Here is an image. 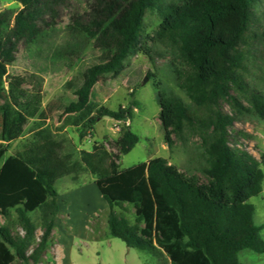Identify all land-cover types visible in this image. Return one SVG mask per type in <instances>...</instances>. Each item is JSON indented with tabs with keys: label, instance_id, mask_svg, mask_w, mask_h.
<instances>
[{
	"label": "trees",
	"instance_id": "1",
	"mask_svg": "<svg viewBox=\"0 0 264 264\" xmlns=\"http://www.w3.org/2000/svg\"><path fill=\"white\" fill-rule=\"evenodd\" d=\"M16 1L19 11L0 12V216L9 220L15 212L23 234H15L10 222L0 224V264H40L53 246L60 211L57 176L64 173L76 183L83 173L95 177L109 206L108 234L143 253L147 263L243 264L241 252L264 253L262 228L254 223L255 206L249 202L263 192L264 170L231 131L246 112L264 120V93L248 80L253 47L264 37V31L252 30L264 0ZM74 1L86 8L74 10L58 29L57 21ZM154 11L158 30L144 35L146 16ZM142 39L166 46L181 64L175 82L189 102L154 81L159 118L170 150L174 137L200 139L205 181L163 157L122 168V156L140 141L131 127L116 140V156L98 141L91 151L78 150L62 132L72 126L83 141L95 138L94 128L105 117L133 119L139 105L134 92L128 106L113 110L96 101L95 87L123 77L126 60L136 51L148 54ZM21 44L34 51L17 55ZM54 51L64 66L80 65L78 76L65 85L75 99L58 107L63 125L56 128L42 107ZM20 66L23 75L15 73ZM56 68L57 53L52 71ZM27 119L35 120L32 135L7 155L13 130ZM129 206L133 220L126 215Z\"/></svg>",
	"mask_w": 264,
	"mask_h": 264
},
{
	"label": "rangeland",
	"instance_id": "2",
	"mask_svg": "<svg viewBox=\"0 0 264 264\" xmlns=\"http://www.w3.org/2000/svg\"><path fill=\"white\" fill-rule=\"evenodd\" d=\"M169 2L171 0H165ZM21 4L16 0H0V12L12 9L19 11ZM85 4L75 2L71 9L64 10L61 18L57 21V28L63 29L70 22V15L74 10H84ZM252 30L258 34L264 31V5L255 10ZM160 17L157 11L146 16L144 35H155L160 25ZM145 45V51H136L126 60L124 76L119 80L107 79L104 84L95 87L96 101L110 109L117 110L120 105L128 106L132 100L138 101V108L134 111L132 120L116 122L112 118L105 117L96 124V140H99L113 155H118L116 140L120 137L124 127H131L132 131L140 137L139 143L121 158V167L129 168L136 164L147 162L155 157L168 159L170 164L175 165L181 172L197 176L205 181L201 142L198 137H191L186 142L175 139V146L170 150L164 142V129L160 121V102L154 81H161L168 94L178 96L189 102L186 94L176 85L175 70L181 67L180 62L174 57L169 48L164 45L141 40ZM254 56L249 63L250 74L248 77L251 85L264 93V37L255 42L253 47ZM34 48H27L23 44L19 46L17 55L30 54ZM59 56V68L52 71V59L54 54ZM49 73L44 78L42 85L43 104L49 115L47 123L56 128L62 127L63 123L58 120V107L75 99L72 91L65 88L67 82L78 76L80 65L64 66L60 54L54 51L48 61ZM14 70V69H12ZM15 73L25 74L22 66L15 68ZM151 75L148 76V75ZM145 78L148 81H145ZM30 89V88H28ZM3 103L0 99V105ZM226 112L231 113L230 107L224 105ZM35 120L27 119L26 122L15 128L12 133L10 151L7 155L19 147L24 139H27ZM70 135L79 144V134L76 128L70 126ZM232 135L238 140L240 148L254 155L264 170V120L256 113L249 111L238 115L231 129ZM234 140V139H233ZM90 147L89 139L81 144V147ZM90 175L83 176L84 182L90 181ZM56 189L65 193L71 188H79L66 174L58 176ZM96 193H94L95 191ZM95 182L84 191L83 201H77L70 205L69 213L73 217L72 229L57 228V234L53 244H57L56 254L59 264H162L159 260H149L143 253L131 249L118 239L108 234L109 207L106 202L99 198ZM255 206L254 223L262 228L261 236L264 239V188L263 192L249 201ZM98 215V218L95 216ZM126 215L130 220L134 219V209L129 206ZM32 218L38 222V213L32 214ZM16 213L13 212L9 220L0 216V224L10 222L13 232L23 234L22 229L16 224ZM65 230H68L66 233ZM42 234L37 231L38 237ZM52 246L49 248L51 249ZM48 249V250H49ZM67 249V250H66ZM71 251V252H70ZM50 254V253H49ZM50 257L51 255H48ZM239 259L243 264H264V253H256L245 250L240 253ZM40 264H53L52 259H43ZM166 264V263H164Z\"/></svg>",
	"mask_w": 264,
	"mask_h": 264
},
{
	"label": "crops",
	"instance_id": "3",
	"mask_svg": "<svg viewBox=\"0 0 264 264\" xmlns=\"http://www.w3.org/2000/svg\"><path fill=\"white\" fill-rule=\"evenodd\" d=\"M113 121H115L114 119H113ZM117 122V121H116ZM70 129H71V127H67V128H65L62 132L64 133V134H66L68 137H69V139H71L76 145H77V148H78V150H86V151H91L92 149H93V146H94V144H95V142L96 141H98V142H100L99 140H96V138H91V137H87V138H85L83 141H81L79 138H78V141H79V144H77L76 143V141H75V139L70 135ZM95 129V134L96 135H98L97 134V131H96V127L94 128ZM77 130V129H76ZM78 132V131H77ZM79 134V133H78ZM32 134H30V136H31ZM30 136L28 137V138H30ZM96 137V136H95ZM27 138V139H28ZM89 139V143H90V147L89 148H87V147H81V144L83 143V142H85L86 140H88ZM26 139H24V141H25ZM22 145V144H21ZM20 145V146H21ZM19 146V147H20ZM19 147H17V148H19ZM16 148V149H17ZM15 149V150H16ZM14 150V151H15ZM13 151V152H14ZM12 154V153H11ZM64 174H66L67 176H70L71 177V180H72V176L70 175V174H68V173H64ZM85 174H89L90 175V181H86V182H84V179H83V176L85 175ZM61 175V174H60ZM59 176V175H58ZM58 176H57V182H58ZM92 181L93 182H95V177L93 176V175H91L90 173H83L82 174V176H81V180H80V182L79 183H76V182H74L73 180H72V182H74L76 185H79L80 187L79 188H71V190H65V191H68V192H65V193H60L58 190V193H59V198H58V202H59V206H60V211H59V213H58V215H57V217H56V219H55V228H54V231H53V239L55 238V236H56V234H57V228H59V227H61V228H65V227H67L68 229H72V225H71V223H72V216H71V214L69 213V211H70V205L72 204V203H75V202H77V201H83L82 200V197H83V195H84V191H86V188L88 187V186H90V184L92 183ZM56 185H57V183H56ZM96 185V184H95ZM96 187H97V185H96ZM97 189H98V187H97ZM95 191V190H94ZM97 192H98V195H99V198L101 199V200H103V202H106L105 201V199H104V197H103V195L101 194V192L99 191V189L97 190ZM94 193H96V191L94 192ZM107 203V202H106ZM109 207V206H108ZM97 218H98V215H95ZM68 230H65V232L64 233H66ZM57 244H53V246H52V248L51 249H49V250H47V252L45 253V255H44V258L45 259H52L53 260V264H59V262H58V258H57V254H56V249H57ZM67 250V249H66ZM71 252V251H70ZM50 253V254H49ZM47 254L48 255H51L50 257H48L47 256ZM43 258V259H44ZM71 264H73V263H71Z\"/></svg>",
	"mask_w": 264,
	"mask_h": 264
},
{
	"label": "water",
	"instance_id": "4",
	"mask_svg": "<svg viewBox=\"0 0 264 264\" xmlns=\"http://www.w3.org/2000/svg\"><path fill=\"white\" fill-rule=\"evenodd\" d=\"M146 81H148V79H147V78H145V81H144V82H146Z\"/></svg>",
	"mask_w": 264,
	"mask_h": 264
},
{
	"label": "built area",
	"instance_id": "5",
	"mask_svg": "<svg viewBox=\"0 0 264 264\" xmlns=\"http://www.w3.org/2000/svg\"><path fill=\"white\" fill-rule=\"evenodd\" d=\"M116 121V120H115ZM117 122H120V121H117Z\"/></svg>",
	"mask_w": 264,
	"mask_h": 264
}]
</instances>
